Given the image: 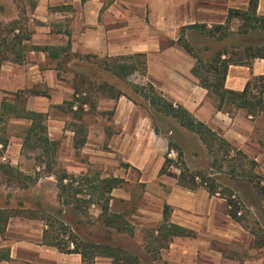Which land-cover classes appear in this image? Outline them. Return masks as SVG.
<instances>
[{
    "label": "rangeland",
    "instance_id": "1",
    "mask_svg": "<svg viewBox=\"0 0 264 264\" xmlns=\"http://www.w3.org/2000/svg\"><path fill=\"white\" fill-rule=\"evenodd\" d=\"M57 6L59 5L52 6L47 0H0L2 23L19 20L30 30L32 40L28 41L29 44L44 46L48 44L43 41L52 40L55 45L51 46L58 48L60 52L58 57L44 52L48 56L45 60L41 53L43 51H27L23 63L9 60L3 64L21 65L19 66L21 70L34 71L32 73L34 77L31 81L27 79L22 83L18 82L15 89L1 90L5 93L0 96V135L7 140L8 146L6 149H0L2 150L0 162L12 164L21 170L23 175L10 176L0 170V208L20 214L14 217L35 219L43 228H46L45 219L63 218L69 231L65 234L57 230L63 241H68L69 237L71 240L73 236L71 232H73L81 242L117 243L138 254L139 264H264V196L252 185V193L247 192V188L242 185L243 182L228 177L229 167L223 166L222 170L215 166L211 168L212 158L206 145L197 134L185 127H183L184 134L169 135L170 138L182 147L184 158L192 169L206 171L213 178H219L217 182L223 190L229 184L236 189L242 220L236 221L230 217L235 222L228 229L232 231L231 234L220 231L226 225L222 213L228 211L225 206L227 202L226 198L214 195L217 202L223 204L225 208L220 204L216 205L219 211L217 214L214 213L209 226L206 224L199 227L194 237H176L167 245H164L166 242L155 241L156 229L163 219L157 221V215L147 211L157 213L160 209L164 210L166 193L159 191L147 193L146 184L140 181L141 174L136 170H128L129 168L125 166L122 151L119 150L121 140L117 136L114 141L112 140L120 128L114 122L117 99L112 98L110 94L122 92L141 106L143 112L151 117L153 126L155 124L159 126L160 133H164L162 128L167 126L176 131L179 123L174 118L157 112L134 87L148 86V83H143L137 78L135 72L127 78H122L105 68V61L109 60L113 63L114 57L87 58L80 57L78 53L72 51L68 55L63 48L67 46L69 39L72 41V36L71 34L68 37L61 36L59 33L69 32L72 17H59L60 14L56 12L63 9L58 10ZM240 24V19L233 17L225 22L226 28L223 32L230 34L237 32ZM187 34L189 37L185 36V38L205 61L225 47L231 51L233 49L231 46L242 39L235 33L222 41L219 37H213L199 29ZM255 38H264V34H252L250 40L255 41ZM35 62L39 63V66L31 68V64ZM48 68L57 69V80L50 77L55 84L52 87L48 85L49 80L44 74V70ZM74 86H79L84 93L80 92L79 97H74ZM251 88L253 95L264 97V91L263 94L261 93L262 81L253 80ZM21 92L23 93L20 99H17L15 94ZM85 98L89 99L90 105L83 103ZM3 100L46 114L45 123L48 132L51 125L53 133L51 138L58 141L55 169L61 166L71 174L94 178L122 177V172L126 170L127 175L123 177L126 182L113 191L112 210L120 212L131 222L135 227V234L121 233L116 229L105 227L100 219L99 205L91 204L84 211H79L72 205H64L59 201L57 180L55 176L50 175L46 167L49 157L40 148L24 146L31 121L14 118L12 114L5 113L2 107ZM72 102L75 104L73 109ZM80 104L85 110L82 119L74 114L76 106ZM73 128H79V138L86 137V143L80 149L75 147V133L74 135L71 133ZM132 149L134 148L128 150ZM262 153L255 173L264 181V152ZM169 156L177 160L178 155L177 152L175 154L171 152ZM249 157L254 158L251 155ZM73 164L84 168L81 169L82 171L74 172L71 169ZM247 167H249L248 163ZM176 173H180V170L176 166H171L168 175L174 177ZM85 196L89 197V195ZM60 209L64 212H59ZM240 226L245 231L241 230ZM239 229L242 231V236L237 233ZM92 264H113V261L109 257L97 256Z\"/></svg>",
    "mask_w": 264,
    "mask_h": 264
},
{
    "label": "crops",
    "instance_id": "2",
    "mask_svg": "<svg viewBox=\"0 0 264 264\" xmlns=\"http://www.w3.org/2000/svg\"><path fill=\"white\" fill-rule=\"evenodd\" d=\"M249 1L47 0L52 6H62L63 10L56 12L59 17H72L69 32L63 31L59 35L68 37L71 34L73 53H78L80 57L133 56L137 64L135 73L140 81L152 83L174 104L186 107L196 118L258 161L264 152V113L253 116L238 107L232 112L219 109V97L204 88L193 73L197 59L179 41L183 27L199 23L212 28L225 24L230 9H247ZM257 12L264 15V0H259ZM196 30L187 28L186 36ZM43 42L55 45L52 40ZM41 53L45 60L48 59L46 53ZM19 66L2 65L0 91L15 89L18 82L27 79L31 81L34 71L27 72ZM31 66L38 67L39 63H32ZM44 74L49 80L48 85H55L50 77L57 80V69H45ZM254 76H264V59H255L251 66L231 65L225 85L229 89L243 91ZM4 93L1 91L0 96ZM114 122L120 130L112 140L116 136L121 140L119 150L122 151L123 161L130 164L128 170L141 174L140 181L146 184L147 193H166L164 206L171 208V221L195 232L203 225L209 226L212 216L219 211L216 205L220 203L214 195L204 186L190 189L181 185L177 178L179 173L174 177L160 173L169 149V135L184 134L183 126L177 124L176 131L167 126L162 128L164 133H156L151 117L125 95L117 99ZM71 133L74 135V131ZM49 134L52 137L51 125ZM131 148L134 149L129 151ZM71 167L74 172L84 168L75 164ZM122 173V177L127 175L126 170ZM147 212L157 215V221L163 219V209L157 213ZM222 214L226 225L220 231L230 235L232 231L228 229L235 222L228 211ZM44 229L35 219L11 217L5 233H0V249H8L10 259H2L0 264H87L80 253L61 252L44 244ZM237 233L243 235L240 229Z\"/></svg>",
    "mask_w": 264,
    "mask_h": 264
},
{
    "label": "trees",
    "instance_id": "3",
    "mask_svg": "<svg viewBox=\"0 0 264 264\" xmlns=\"http://www.w3.org/2000/svg\"><path fill=\"white\" fill-rule=\"evenodd\" d=\"M258 5L259 0H250L247 9H230L227 21L233 17L241 21L238 31L232 34L236 33L242 37L239 42L231 46L233 48L231 51L228 47H225L217 51L211 59L205 61L197 54L191 42L185 38L186 29L195 28L213 37H219L223 41L232 35L228 32H223L226 28L225 24H218L212 28H208L206 24L199 23L185 26L181 31L179 40L187 52L197 59L193 67V73L199 78L200 84L219 97L218 108L227 109L232 112L235 106L245 109L249 115L253 116L264 113V97L263 95H253L251 93V86L253 80L262 81L261 93L263 94L264 76H254L251 78L243 91L229 89L226 87L225 82L231 65L251 66L255 59H264V38H255V41L250 40L252 34H264V15L258 14ZM61 7L57 6V9L61 10ZM31 40L32 36L26 24H21L19 20H13L6 24L0 21V68L9 60L23 63L27 51H43L53 57L60 55L58 48L51 45L41 46L29 44L28 41ZM71 48L72 41L69 39L67 46L63 49L69 55ZM91 56L97 57V55H86L87 58ZM130 59L131 61L128 62ZM112 60L115 61L113 63L109 62V60L105 61L104 66L107 70L112 71L119 77L127 78L137 70L136 60L133 56H115ZM134 87L142 93L144 98L149 101L157 112L164 116L174 118L181 126L199 136L206 145L208 153L212 158L211 168L215 166L222 170L223 166L229 167L227 171L228 177L243 182L242 185L247 188V192L251 191L252 185L258 193L264 196V181L263 178L255 173V168L258 166V161L255 158H250L246 152L234 146L219 131L214 130L205 122L196 118L186 107L181 104H174L173 101L159 92L152 83H148V86L135 85ZM74 90L73 96L79 97L81 95L80 92H82L79 86H74ZM22 93L15 94L17 99H20ZM110 95L114 99H119L124 94L122 92H111ZM83 103L90 105L88 98H85ZM2 107L5 113L12 114L14 118L31 121L27 136L24 139V146L31 145L30 147L40 148L49 157L46 167L50 175L55 176L57 180L58 199L61 203L64 205H72L75 210L77 209L79 211H84L91 204L99 205L101 208L100 219L105 227L116 229L121 233L135 234L136 230L131 225V222L126 220L120 212L112 210V200H114L113 191L126 182L125 178L119 176L100 178L87 175L78 176L69 173L66 168L61 166L55 169V163H57L55 155L58 150V141L53 140L49 136L48 126L45 123L46 114L44 112L29 110L25 106H20L19 104L6 100L2 101ZM74 107L75 104L72 102V109ZM76 107L74 114L79 119H82L85 110L81 104ZM74 125L77 124L74 123ZM154 129L156 133H160L158 125L155 124ZM72 130L75 133V147L80 149L86 143V137H78V132H80L79 128H73ZM0 146V149H6L8 146L7 140L2 135H0ZM172 151L177 152V160L169 156ZM247 163L249 167H247ZM125 166L130 167V164L125 163ZM171 166H176L180 170L177 178L181 185L190 189H197L200 186H204L211 195H220L226 198L228 214L236 221L242 220V216L239 214L241 208L240 201L237 200L236 189L229 184L223 190L217 182L219 178H213L206 171L192 169L184 158L182 147L172 138L169 139V149L165 155V162L160 173L167 174ZM0 170L10 176L20 177V175H23L21 170L8 163L0 162ZM85 195H89V197L87 198ZM169 209L170 206L165 205L163 222L156 229L157 236L155 237V241L166 242L164 245H167L175 237H194L196 235L194 230L171 221ZM59 212H64V210L60 209ZM16 215L20 214L6 208H0L1 234L5 233L10 218ZM27 217L35 218L33 216ZM45 221L46 228L43 233V243L54 246L61 252L80 253L87 264H92L97 256L109 257L112 259L113 264L140 263V256L138 254L125 249L117 243L81 242L73 232H71V235H73L71 240L69 237L68 241H63L60 238L61 234L59 232L65 234L69 232L68 226L63 218L56 217L54 220L48 218ZM58 229L59 232H57ZM2 259H10L9 250L6 248L0 249V260Z\"/></svg>",
    "mask_w": 264,
    "mask_h": 264
},
{
    "label": "built area",
    "instance_id": "4",
    "mask_svg": "<svg viewBox=\"0 0 264 264\" xmlns=\"http://www.w3.org/2000/svg\"><path fill=\"white\" fill-rule=\"evenodd\" d=\"M172 154H175V151H172Z\"/></svg>",
    "mask_w": 264,
    "mask_h": 264
}]
</instances>
